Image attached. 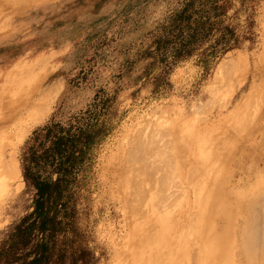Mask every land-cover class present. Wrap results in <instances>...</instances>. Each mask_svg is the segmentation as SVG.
<instances>
[{
  "label": "rangeland",
  "instance_id": "1",
  "mask_svg": "<svg viewBox=\"0 0 264 264\" xmlns=\"http://www.w3.org/2000/svg\"><path fill=\"white\" fill-rule=\"evenodd\" d=\"M148 124L171 138L182 161L163 222L131 213L116 173ZM57 137L74 151L66 173L40 160ZM198 138L207 162L196 153ZM0 164L8 165L0 176V264L33 211L25 168L45 183L62 178L54 253L66 255L63 264L80 250L81 264H138L150 250L166 264H179V254L182 264H218L210 253L223 249L217 242L229 223L237 225L222 209L264 185V0H0ZM198 213L203 220L187 228Z\"/></svg>",
  "mask_w": 264,
  "mask_h": 264
},
{
  "label": "bare ground",
  "instance_id": "2",
  "mask_svg": "<svg viewBox=\"0 0 264 264\" xmlns=\"http://www.w3.org/2000/svg\"><path fill=\"white\" fill-rule=\"evenodd\" d=\"M262 88V87H261ZM262 90V89H261ZM251 107V106H250ZM251 112V111H250ZM251 114V113H250ZM247 116V115H246ZM246 120V119H245ZM150 126V124H148ZM152 126H154L153 124H151ZM239 125V122H238ZM145 128V127H144ZM149 129L147 131H142V132H138L139 134H137L134 139L130 142L129 144V148H130V158H128V160L125 161L124 163V167L117 171L116 173H118L119 175V182H120V187L121 189L124 190L125 193V198L129 200V206L128 208L130 209V205H131V213H135L137 212L139 209L143 210L142 213L145 214V217L148 219H156L159 222H163L165 220V217L163 216L162 211H164L165 208H167L166 204L169 201V199L174 198V196H176V192L174 194V196H172L170 194L171 191H173L172 189L177 187L178 183H179V178H178V170L179 168L182 169L179 164H182V161L179 163V147L177 145L173 144V141H171V138H169L165 132L160 131L161 129H158L156 127H148ZM143 130V129H142ZM145 130V129H144ZM242 131V130H241ZM228 132V131H227ZM244 132V131H243ZM242 132V133H243ZM177 133V132H176ZM233 133V132H232ZM235 133V132H234ZM220 134V133H219ZM222 134V133H221ZM223 133V136H226L227 134H231L230 132L225 134ZM232 135V134H231ZM235 135V134H234ZM239 135V134H236ZM241 135V134H240ZM200 136L202 137V135L200 134ZM220 136V135H219ZM222 136V137H223ZM221 137V140H222ZM177 138V137H176ZM179 138V137H178ZM224 138V137H223ZM198 141H202L199 142L196 146V153L201 157V159H203V161L207 162L210 158V153L207 150V148L205 147V143L206 141L204 139L198 138ZM178 140V139H177ZM224 140V139H223ZM222 140V142H224ZM197 141V142H198ZM205 141V142H203ZM233 141V140H232ZM182 142V141H181ZM196 142V141H195ZM196 142V143H197ZM231 142V141H229ZM195 143V144H196ZM227 143L228 146V142H224V144ZM187 145V144H186ZM183 146V145H182ZM222 146L223 143H222ZM227 146L225 148H227ZM230 147V144H229ZM195 148V147H194ZM223 148V147H222ZM224 149V148H223ZM195 151V150H194ZM193 151V152H194ZM226 151V150H225ZM195 153V152H194ZM13 155V154H11ZM196 155V154H194ZM193 156V155H192ZM196 157V156H195ZM6 158V157H4ZM197 158V157H196ZM195 158V159H196ZM199 158V157H198ZM197 158V159H198ZM227 158V157H226ZM196 159V160H197ZM223 159V158H222ZM6 160V159H5ZM192 160V159H191ZM194 160V159H193ZM198 161H201L200 159ZM196 162V161H195ZM11 163L13 165H16L17 162H13L11 161ZM16 163V164H14ZM192 163V162H191ZM201 162H199L200 164ZM7 165V164H6ZM10 165V162H9ZM12 166V168L10 167L9 170H13L14 173H16L17 169L16 166ZM192 165V164H191ZM202 165V163L200 164ZM6 170V167L8 166H4L3 164H0V176L3 173L1 169L3 167ZM183 167V166H182ZM192 167V166H191ZM202 167V166H199ZM195 168V167H193ZM120 169V167H119ZM197 170H195L197 173L198 171V167L196 168ZM200 169V168H199ZM203 169V168H202ZM208 170V169H207ZM8 171V170H7ZM181 171V170H180ZM190 171V170H189ZM188 171V172H189ZM194 172V171H193ZM201 172V171H200ZM205 172V171H204ZM203 172V173H204ZM9 173V171H8ZM182 173V172H181ZM208 173V172H207ZM5 174V173H4ZM10 174V173H9ZM184 174V173H183ZM182 174V175H183ZM217 174V173H216ZM221 174V173H220ZM220 174L218 173V176H220ZM11 175V174H10ZM181 175V176H182ZM191 175V174H190ZM189 175V176H190ZM204 175V174H203ZM15 176V175H12ZM184 176V175H183ZM217 176V175H215ZM4 177V176H3ZM175 177L178 180H175ZM188 177V175H187ZM192 177V176H191ZM202 179L204 178L203 176H201ZM200 177V178H201ZM207 177V176H206ZM215 178V177H214ZM11 179V178H10ZM197 179V178H196ZM13 180V178H12ZM187 180V178H186ZM191 179H189L190 182ZM200 180V179H199ZM219 181V180H218ZM200 182V181H198ZM207 182V181H206ZM214 182V180L212 181ZM2 180L0 177V186H1ZM195 183V181H194ZM180 184V183H179ZM196 184V183H195ZM216 184V183H215ZM192 185V184H191ZM206 185V184H205ZM202 185V186H205ZM212 185V184H211ZM210 185V186H211ZM180 186V185H179ZM195 186V185H194ZM200 186V185H198ZM254 187V186H253ZM200 188V187H199ZM203 188V187H202ZM201 188V189H202ZM195 189V188H193ZM263 189V190H261ZM179 190V189H178ZM198 190V188H197ZM205 189H203L204 191ZM209 190V189H208ZM179 192V191H178ZM194 192V191H193ZM198 192V191H197ZM196 192V193H197ZM201 192V190H200ZM123 193V192H122ZM172 193V192H171ZM195 193V195L197 196V194ZM199 193V192H198ZM204 193V192H203ZM210 192H208L209 194ZM180 194V193H179ZM261 194L263 197H261ZM182 195V194H181ZM187 195V194H185ZM170 196H172L170 198ZM213 196V195H212ZM178 197V196H177ZM210 197V196H209ZM224 197V195H223ZM260 197L262 198V200L260 199ZM180 198V197H179ZM186 198V197H185ZM198 198V196H197ZM208 198V195H207ZM135 199V203H131V200ZM201 199V198H200ZM209 199V198H208ZM168 200V201H167ZM173 200V199H172ZM170 200V201H172ZM175 200V198H174ZM179 200V199H178ZM177 200V201H178ZM217 200V199H216ZM215 200V201H216ZM183 202V200H181ZM199 201V198H198ZM205 201V199H204ZM224 201V200H223ZM228 201V199H227ZM179 202V201H178ZM210 202V201H209ZM175 203H177L175 201ZM188 203V202H186ZM191 203V202H190ZM193 203V202H192ZM198 203V202H197ZM208 203V202H207ZM218 203V202H217ZM215 203V204H217ZM227 203V202H226ZM182 204V203H180ZM221 204V203H220ZM170 205V204H169ZM168 205V206H169ZM189 205H193V204H189ZM207 205V204H206ZM205 205V206H206ZM211 205L214 206V203H212ZM172 206V205H171ZM176 206V204H175ZM182 206V205H180ZM191 206L189 208H191ZM225 206V204L223 205ZM222 206V207H223ZM188 207V206H187ZM197 207V206H196ZM212 207V206H211ZM215 207V206H214ZM221 207V208H222ZM163 208V209H161ZM169 208V207H168ZM187 208V209H189ZM205 208V207H204ZM217 208V207H216ZM161 209V210H160ZM171 209H173V207H171ZM175 209V208H174ZM178 209V208H176ZM192 209V208H191ZM190 209V210H191ZM203 209V208H202ZM202 209L200 212H202ZM215 209V208H214ZM218 209H220V207L218 206ZM230 209V208H229ZM189 210V211H190ZM212 210V209H211ZM129 211V210H128ZM129 211V212H130ZM188 211V210H186ZM205 211V210H204ZM174 212V210H173ZM211 212V211H210ZM141 213V214H142ZM184 213V212H183ZM187 213V212H186ZM192 213V212H191ZM205 213V212H203ZM222 213L224 215H228L229 218H233L235 220V222L237 223V225L229 223V225L226 227V231L224 232V234L218 239L219 241L218 246L222 247L223 249H219V247L216 250H213V252H211V256H213V260L212 262L214 263L217 262L218 264H264V185H260L258 188H253L251 190H249L247 193H245L244 195H239L236 197V200L234 202V206L232 207V209L227 210L226 206L222 209ZM211 214V213H210ZM221 214V213H220ZM143 215V214H142ZM191 215V214H190ZM144 216V215H143ZM180 216V215H179ZM204 216V214H203ZM202 216V217H203ZM208 216V215H207ZM214 216V215H213ZM211 216V217H213ZM196 218H194L193 221L190 222V220L188 221L189 224L186 226L187 228L189 227H193L191 226L196 225L194 224L196 221L194 220H201L202 218L199 217V213H198V217L195 216ZM219 217V216H218ZM221 217V216H220ZM223 217V215H222ZM200 218V219H197ZM240 218V219H239ZM140 219V218H139ZM226 219V218H225ZM238 219L240 221H238ZM186 220V219H185ZM203 220V219H202ZM201 220V221H202ZM215 219H213L214 221ZM218 220V219H217ZM224 220V219H223ZM259 220V221H258ZM226 221V220H225ZM238 221V222H237ZM184 222V220H183ZM205 222V221H203ZM258 222V223H257ZM191 224V225H190ZM214 224V223H213ZM217 224V222H216ZM152 225V223H151ZM183 225V223H182ZM235 225V226H234ZM153 226V225H152ZM151 226V227H152ZM234 226V227H233ZM150 227V226H149ZM202 227V226H201ZM215 228V227H214ZM218 228V227H217ZM215 228V229H217ZM220 228V227H219ZM149 229V228H148ZM181 229V226H180ZM194 229V228H193ZM196 229V228H195ZM195 229L193 231H195ZM198 229V228H197ZM146 230V229H145ZM151 230V228L149 229ZM147 230V231H149ZM165 230V229H164ZM187 230V229H186ZM185 230V231H186ZM192 230V229H191ZM190 230V231H191ZM224 230V229H223ZM187 230V233H190V231ZM193 231L191 232V235L193 233ZM216 231V230H215ZM150 232V231H149ZM198 233V232H196ZM183 234V232H182ZM185 234V233H184ZM183 234V235H184ZM185 234V235H186ZM200 234H201V230H200ZM202 235V234H201ZM220 235V234H219ZM150 236V235H149ZM206 236V235H205ZM155 237V236H154ZM184 237V236H183ZM186 237V236H185ZM192 238L194 239V237L192 236ZM202 238V237H201ZM150 239V238H149ZM168 239V238H167ZM187 239V237H186ZM200 239V238H199ZM159 240V239H158ZM157 242H160V240ZM183 240V239H181ZM188 240V239H187ZM202 240V239H201ZM207 240V238H206ZM149 241V240H148ZM192 241V240H191ZM203 241V240H202ZM200 241V243L202 242ZM143 242V240H142ZM146 242V241H144ZM168 242V241H167ZM198 242V241H197ZM208 242V241H207ZM210 242V240H209ZM163 243V242H162ZM161 243V244H162ZM166 243V242H165ZM170 243V241H169ZM187 243V242H186ZM189 243L190 240H189ZM150 244V242H146L143 243L142 246H148ZM160 244V245H161ZM202 244H204L202 242ZM201 244V245H202ZM208 244V243H207ZM152 245V244H151ZM155 245H157L156 247L159 248L161 250V246L163 247V244L161 246H158L159 244L155 242ZM167 245V244H166ZM170 245V244H169ZM179 245V243H178ZM186 245V244H185ZM188 245V244H187ZM200 245V244H199ZM141 246V247H142ZM168 246V245H167ZM172 246V245H171ZM204 247V245H202ZM203 247L201 248V251L204 253L203 256L205 255V252L203 250H205V248L203 249ZM184 248L186 249V247L184 246ZM188 248V247H187ZM163 249V248H162ZM168 249V247H167ZM210 249V248H209ZM142 251H139L141 253H144L146 250L145 248L142 247V249H140ZM153 251L155 250L154 248L152 249ZM159 250V251H160ZM178 250V247H177ZM196 250V249H195ZM147 251V250H146ZM156 251V250H155ZM151 252V250L149 251V254L145 253L141 256V259L139 260L138 264H166V258L163 257V253L160 252ZM168 251V250H167ZM178 250V254H179ZM186 251V250H185ZM212 251V250H211ZM150 252L152 254H150ZM164 252V251H163ZM208 252V251H207ZM206 252V253H207ZM140 253V254H141ZM193 253V252H191ZM195 253V251H194ZM139 254V255H140ZM201 254V257H199V259L203 258ZM177 255V254H176ZM180 255V260L178 261L179 264L182 262V254ZM184 255V254H183ZM200 255V254H199ZM173 256V254H172ZM207 256V255H206ZM175 257V256H174ZM173 257V258H174ZM191 254L190 253H186L184 255V258H188L190 260ZM209 257V255H208ZM172 258L171 255L169 257V259ZM211 258V257H210ZM197 259V257H196ZM198 259V260H199ZM192 260V259H191ZM190 260V261H191ZM202 260V259H201ZM136 261V260H135ZM173 261V260H171ZM171 261H168L169 263ZM195 261V258H194ZM192 261V264L193 262ZM204 261V260H203ZM196 262V261H195ZM194 262V264H195ZM205 262V261H204ZM207 262V261H206ZM190 263V262H189ZM210 263V262H209ZM168 264V263H167ZM182 264V263H181ZM204 264V263H203Z\"/></svg>",
  "mask_w": 264,
  "mask_h": 264
},
{
  "label": "trees",
  "instance_id": "3",
  "mask_svg": "<svg viewBox=\"0 0 264 264\" xmlns=\"http://www.w3.org/2000/svg\"><path fill=\"white\" fill-rule=\"evenodd\" d=\"M36 138V132H35ZM71 141L65 137H60L52 143L51 147L44 149L41 152L40 160L44 162L56 164L58 172L66 173L69 168L66 164H71L73 155ZM39 160V161H40ZM36 166L39 164L35 163ZM65 165V166H64ZM24 177L27 182L31 183L35 189V200L33 211L15 228V240L10 245L11 250L27 249L29 252L25 253L22 258L11 257V250L7 256L10 260L8 264L21 261L19 264H63L66 255L64 253H54L57 247L55 241V233L60 226V222L56 218L57 210L55 209L58 202L62 199L61 179L54 182H44L39 180L31 173L30 168L24 169ZM61 204V203H59ZM55 210V213L50 215V210ZM34 232L39 234L40 240L37 243L33 242ZM87 256V252L80 250L76 259H71L69 264H81L83 257ZM28 260V258H30ZM54 258V259H53Z\"/></svg>",
  "mask_w": 264,
  "mask_h": 264
}]
</instances>
